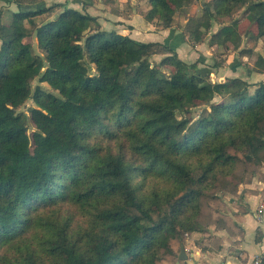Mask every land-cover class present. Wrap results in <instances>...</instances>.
Returning a JSON list of instances; mask_svg holds the SVG:
<instances>
[{
    "label": "trees",
    "instance_id": "obj_1",
    "mask_svg": "<svg viewBox=\"0 0 264 264\" xmlns=\"http://www.w3.org/2000/svg\"><path fill=\"white\" fill-rule=\"evenodd\" d=\"M9 1L18 10L0 25V264H165L182 230L203 231L186 215L199 213L207 190L210 198L233 192L264 166V79L215 81L169 45L100 25L91 31L96 17L87 11ZM147 1V20L166 27L190 2ZM246 2L258 33L241 51L253 54L264 37V0H214L201 26L208 32L212 19ZM193 33L201 41L204 32ZM238 37L234 24H220L210 43L238 45ZM35 78L55 91L33 87ZM29 99V114L21 112ZM149 177L155 182L146 190ZM60 202L87 210L79 231L40 212ZM37 227L44 229L38 251L18 252Z\"/></svg>",
    "mask_w": 264,
    "mask_h": 264
},
{
    "label": "rangeland",
    "instance_id": "obj_2",
    "mask_svg": "<svg viewBox=\"0 0 264 264\" xmlns=\"http://www.w3.org/2000/svg\"><path fill=\"white\" fill-rule=\"evenodd\" d=\"M26 2V5L31 7L33 6H48L53 5L57 2L66 3L68 6H76L82 11H87L92 16H95L96 19L89 23V29L94 30L97 27L103 26L102 23L98 20V17H102L105 21V26L111 28V24H118L116 20L119 18L123 20L124 24L129 26L131 22L134 26H127V30L137 29L135 31V36L141 38L145 32V21L151 23L149 26L148 33H153V38L161 45L166 44L181 54V58L188 62H196L203 72H211V66L222 65L233 69L232 71L239 76H249L253 71L264 69L262 60L258 59L259 54L264 56V37L259 38L254 44L253 54H242V49L248 46H251L252 42L249 37H253L258 33L257 24L247 16L246 9L248 8L250 2L239 6L230 17L219 19L221 22H216L212 19L213 27L206 31L204 26H201L202 23L208 22L211 18L205 12V7L213 9L214 0H190V2L183 8L179 9L175 13L173 24L170 27L164 26L162 19L154 18L147 20V15L150 11L151 4L147 0H23ZM18 7L13 1L3 0L0 2V25L9 23L12 19V14L14 11H17ZM59 9L56 8L54 13H46L40 15L36 18L37 23H41L48 18L55 17L58 14ZM99 14V15H98ZM192 18L193 20H190ZM217 19V18H216ZM237 20L235 24L234 21ZM220 24H234L237 32V44L228 43L227 45H213L209 46L210 38L212 32ZM28 27L33 30L31 24L27 23ZM100 25V26H99ZM103 28V27H101ZM146 28V27H145ZM194 30L204 32L201 36V41L194 40ZM146 32V33H147ZM146 36V35H144ZM142 39V38H141ZM26 41L32 44L33 50L36 53L42 54L41 49L38 46L37 38L35 36H30L26 38ZM1 45V40H0ZM196 45L200 47L197 48ZM212 48V49H211ZM210 50V52H208ZM165 55L163 53L155 54L151 57V62L158 64ZM160 70L164 71L166 74L172 73L173 68L168 65L160 66ZM210 68V69H209ZM214 72V70H212ZM94 72V69H93ZM233 75V73H229ZM211 77L214 75L211 73ZM226 77V76H224ZM220 78V77H219ZM252 80V77H251ZM215 81H218V78H215ZM41 85L43 88L55 91L46 82H40L38 78H35L32 81V86L35 87ZM34 105L33 101L29 99L24 105L19 109L23 113L29 114L31 107ZM204 106L193 107L192 117L197 118L204 112ZM29 132L32 133L34 126L29 124ZM241 164L238 165V169H241ZM264 169V168H262ZM155 180L152 177H149L146 181V190H149L154 184ZM221 191L216 192V196L213 198L208 197V190L206 195L201 197L199 201V213L195 209H191L187 213V217L194 218L198 220L200 225L203 227L202 232H192L186 233L181 231L178 237L171 241L173 247L180 248L181 251L185 246L187 239H194L195 242H201L208 248V230L211 229L216 217L214 215V210H221L222 204L220 201ZM218 198V199H216ZM40 212L45 216H54L55 219H58L63 222H67L70 226V233L77 232L80 230L82 225L85 223L87 216V210L81 205L73 202H60L53 206L42 207ZM44 233L42 227H37L36 230H32L27 238L23 241L19 248L18 252L26 253L27 251H38L41 246V236ZM10 249V248H9ZM185 250V248H184ZM165 261L167 264H171L172 256H166Z\"/></svg>",
    "mask_w": 264,
    "mask_h": 264
},
{
    "label": "crops",
    "instance_id": "obj_3",
    "mask_svg": "<svg viewBox=\"0 0 264 264\" xmlns=\"http://www.w3.org/2000/svg\"><path fill=\"white\" fill-rule=\"evenodd\" d=\"M72 7L80 9L74 5ZM97 18L102 23L103 29L129 34L140 41L157 42L153 38V33L147 32L151 23L146 20H144L145 32L142 39H139L135 36L136 28L127 30L129 26H134L131 22L128 26L118 18L116 20L118 24L109 23L112 25L109 29L105 26L102 17L97 16ZM217 31L218 27L212 33ZM210 45L216 44L210 43ZM196 47L200 46L196 45ZM179 55L182 57L181 54ZM211 66L213 67L210 68L214 70V72L211 70L214 75L213 80L218 78V81H225L228 78L241 77L249 82H258L264 79V73L258 71H253L251 75L245 77L235 74L233 69L220 64ZM231 72L233 75L229 74ZM262 168L264 166L259 167L250 178L240 183L235 191L221 193L222 208L214 210L216 220L211 229L206 232L208 248L201 242H195L194 239L189 238L184 246L186 257L184 255L185 258H180L181 247L176 249L173 247L174 255H170L172 256L171 264H252L253 256L256 254H261L264 259V224H261L255 216L256 208L264 202V169ZM164 263L167 264L166 261ZM262 264H264V260Z\"/></svg>",
    "mask_w": 264,
    "mask_h": 264
},
{
    "label": "built area",
    "instance_id": "obj_4",
    "mask_svg": "<svg viewBox=\"0 0 264 264\" xmlns=\"http://www.w3.org/2000/svg\"><path fill=\"white\" fill-rule=\"evenodd\" d=\"M255 216L261 224H264V202L256 208ZM263 260L264 259L261 254H256L253 256L252 264H262Z\"/></svg>",
    "mask_w": 264,
    "mask_h": 264
},
{
    "label": "water",
    "instance_id": "obj_5",
    "mask_svg": "<svg viewBox=\"0 0 264 264\" xmlns=\"http://www.w3.org/2000/svg\"><path fill=\"white\" fill-rule=\"evenodd\" d=\"M184 255H185V250H184V248H183L182 251H181V254H180V258H181V259L185 258L186 255H185V257H184Z\"/></svg>",
    "mask_w": 264,
    "mask_h": 264
}]
</instances>
